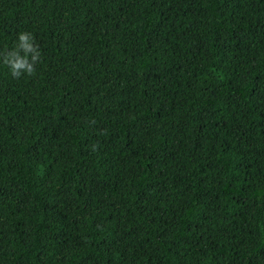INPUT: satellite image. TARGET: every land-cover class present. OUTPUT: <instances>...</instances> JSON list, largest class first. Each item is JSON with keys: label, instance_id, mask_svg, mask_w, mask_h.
Listing matches in <instances>:
<instances>
[{"label": "trees", "instance_id": "obj_1", "mask_svg": "<svg viewBox=\"0 0 264 264\" xmlns=\"http://www.w3.org/2000/svg\"><path fill=\"white\" fill-rule=\"evenodd\" d=\"M0 264H264V0H0Z\"/></svg>", "mask_w": 264, "mask_h": 264}, {"label": "clouds", "instance_id": "obj_2", "mask_svg": "<svg viewBox=\"0 0 264 264\" xmlns=\"http://www.w3.org/2000/svg\"><path fill=\"white\" fill-rule=\"evenodd\" d=\"M18 41L19 43L17 47L21 49L25 55L21 56L17 52H12L5 60V63L9 65V71L13 76L19 75L20 70H23L25 73H31L32 63L29 60V53L31 54L30 59L32 62H34L39 55L30 42V34L23 32L20 33Z\"/></svg>", "mask_w": 264, "mask_h": 264}]
</instances>
